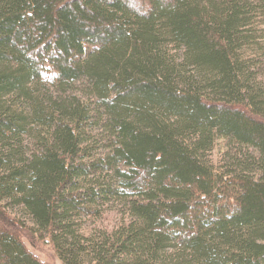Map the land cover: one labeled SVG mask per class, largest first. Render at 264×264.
Returning <instances> with one entry per match:
<instances>
[{"label": "trees", "instance_id": "obj_1", "mask_svg": "<svg viewBox=\"0 0 264 264\" xmlns=\"http://www.w3.org/2000/svg\"><path fill=\"white\" fill-rule=\"evenodd\" d=\"M25 238L264 264V0H0V264H45Z\"/></svg>", "mask_w": 264, "mask_h": 264}, {"label": "rangeland", "instance_id": "obj_2", "mask_svg": "<svg viewBox=\"0 0 264 264\" xmlns=\"http://www.w3.org/2000/svg\"><path fill=\"white\" fill-rule=\"evenodd\" d=\"M229 150L228 142L223 140V139H218L216 146L214 148V151L211 155V161L215 166H218L219 168L225 164V156L224 153ZM11 213L16 215L18 218H23L21 212H19L17 209L12 210L10 209ZM116 215H111L110 219H105L102 220L101 224L98 223V226L100 227L101 225L103 227L111 226L114 223V220L119 217L118 213L115 212ZM97 224L90 223L89 226H95ZM24 243L27 245V248L31 250L39 259L45 264H63L58 255L56 254L55 250L47 245H36L32 246L30 242L25 238L23 239Z\"/></svg>", "mask_w": 264, "mask_h": 264}]
</instances>
